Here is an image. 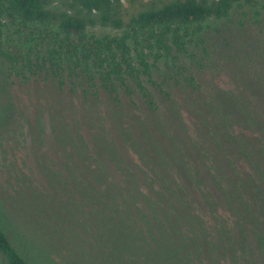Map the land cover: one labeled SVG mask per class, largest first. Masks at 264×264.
<instances>
[{"label": "trees", "instance_id": "trees-1", "mask_svg": "<svg viewBox=\"0 0 264 264\" xmlns=\"http://www.w3.org/2000/svg\"><path fill=\"white\" fill-rule=\"evenodd\" d=\"M70 1L111 32L44 0H0V61L36 76L49 128L45 154L31 148L32 167L0 185V264L92 251L105 264H264V63L215 60L209 39L234 14L237 30L260 23L264 0ZM4 87L0 130L16 108ZM36 220L60 247L28 246Z\"/></svg>", "mask_w": 264, "mask_h": 264}, {"label": "rangeland", "instance_id": "rangeland-1", "mask_svg": "<svg viewBox=\"0 0 264 264\" xmlns=\"http://www.w3.org/2000/svg\"><path fill=\"white\" fill-rule=\"evenodd\" d=\"M44 1L46 8L54 15L68 13L85 19L90 32L96 34L111 32L109 26H102L98 22V16L96 14H90L80 10L78 7L73 6L70 0ZM205 1L210 3L217 0ZM233 16L234 18L231 22L226 21L220 24V32L210 30L212 34L209 36V39L214 41L211 55L214 56L215 60H218L219 57L229 56L230 59L233 58L230 61L236 62L246 68H255L263 64L264 18L256 25L252 21H249L237 30L235 24L237 23L238 17L237 14ZM16 38L18 39V37ZM219 41H223L222 44L216 45ZM230 55L234 56L231 57ZM2 63L5 62L0 61V66L4 70L3 80L0 70V120L4 112L3 104L6 103L4 96L6 90L4 87L5 84L11 101L16 108L15 114L9 118L6 126H3L4 128L2 127L0 130V185L6 189H12L11 186L14 184L13 171H23L27 166L32 167L33 165V155L29 153V150L32 148L36 154H45V151L48 150L49 128L47 120L46 117L42 118L41 112L38 113V110L41 109V105L45 103V99L47 98H43V94L41 96L38 88L35 86L37 85L35 82L37 79L36 76L26 73L28 80L23 77H18L16 71L12 69L11 64L5 63L3 65ZM215 71H212L214 75L216 73ZM215 79L218 81L217 77ZM34 134L40 138H45L46 142L43 143V141L37 138V142L35 141L33 146L31 140ZM45 161L49 165V160L46 159ZM9 191L11 192L12 190ZM11 216H15V213H12ZM17 228L20 229L19 227ZM21 233H23L24 239H26V236L31 235L30 238L28 237V246L39 252L42 250L43 253L51 252L52 247L50 245L53 246L55 244L58 247L62 245V242L54 241V235H50L47 224L39 220H36L35 225H30V228L22 229ZM89 249L86 247L88 253ZM89 254L80 259H76L69 254L70 257L62 262V264H105L106 261L99 260L100 257L95 252L92 251ZM1 260H3L2 257Z\"/></svg>", "mask_w": 264, "mask_h": 264}]
</instances>
